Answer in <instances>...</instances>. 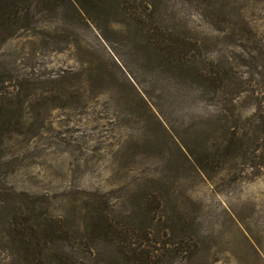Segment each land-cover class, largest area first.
Wrapping results in <instances>:
<instances>
[{"label": "rangeland", "instance_id": "1", "mask_svg": "<svg viewBox=\"0 0 264 264\" xmlns=\"http://www.w3.org/2000/svg\"><path fill=\"white\" fill-rule=\"evenodd\" d=\"M19 18L0 37V185L47 207L59 264H264V148L249 170L243 151L264 0H33ZM216 69L236 77L240 120L232 84L201 78ZM141 232L154 243L132 254Z\"/></svg>", "mask_w": 264, "mask_h": 264}, {"label": "trees", "instance_id": "2", "mask_svg": "<svg viewBox=\"0 0 264 264\" xmlns=\"http://www.w3.org/2000/svg\"><path fill=\"white\" fill-rule=\"evenodd\" d=\"M31 5H33V0H0V37L4 38L16 28H22L19 17L21 13H26ZM150 26V28H147L148 34L156 43H161L163 46L164 44L167 45L168 52L184 59L187 51H183L184 45L180 46L174 42L171 32L164 30L165 28L162 26L153 25L152 27V24ZM226 73L224 70L223 77L220 69H216L215 73H203L201 78L214 87H218L219 90L224 85L232 84L233 89L229 99V107L226 109L227 117L229 120H231L230 118L240 120L243 113L235 105L238 98V95H236V86L238 85L235 82L236 77L234 74L226 75ZM262 94L263 100L259 101L257 97L255 98L258 100L256 104H259V109L249 119L250 128L252 129L254 126V131L249 141L247 140L245 143L243 150L246 157L244 164H246L248 170L254 169L256 166V153L264 148V107H262L264 105V92ZM10 112L8 104L5 105L0 102V157L3 132L8 131L12 125ZM254 122H257V124ZM232 137L227 140L226 145L224 144L223 150L226 152L235 149L236 136H234V139ZM59 226L54 218L49 215L47 207L0 185V253L7 256L9 264H59L63 256L54 247L55 242L61 238V233L64 232H61L62 229ZM99 227L107 233L111 225L103 222ZM143 243L152 244L154 239L150 237L149 233L141 232L138 239L133 243L136 249L134 248L132 254H136ZM146 259L148 262L150 261L149 257Z\"/></svg>", "mask_w": 264, "mask_h": 264}]
</instances>
